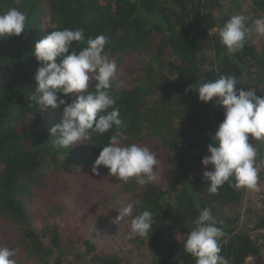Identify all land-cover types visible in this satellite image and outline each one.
<instances>
[{"label":"trees","instance_id":"16d2710c","mask_svg":"<svg viewBox=\"0 0 264 264\" xmlns=\"http://www.w3.org/2000/svg\"><path fill=\"white\" fill-rule=\"evenodd\" d=\"M230 1L0 0V13L16 8L28 14L19 37L0 40V222L18 231L23 264H123L120 257L98 250L70 229L63 230L56 219L40 230L34 227L37 211L33 206L47 196L51 176L67 174L77 180L76 174L92 173L102 147L118 131L114 127L104 135L94 133L68 149L53 147L50 129L61 122L64 106L40 111L33 96L41 64L32 53L37 41L65 28L85 32V42H73L69 54L85 47L89 36L106 34L109 59L119 67L130 56H143L138 62L143 74L126 86L117 75L111 95L126 126L120 130L122 145L152 139L171 156L166 170H158L159 182L136 186L134 201L139 200L141 206L134 215L150 210L156 221L152 235L142 238L151 244L152 264H195V258L183 251L184 240L177 237L194 227L199 210L205 207L226 233L222 254L230 264H247L260 255L251 233L264 232V210L249 214L251 224L241 227L239 211L245 190L225 184L219 194H209L210 182L203 177L212 168H206L202 159L210 155L208 145L225 110L214 102H201L194 86L200 80L234 75L241 82L238 89L252 88L264 97V44L248 34L244 49L229 54L220 43L217 12ZM253 7V13H264V0H253ZM212 29L217 31L212 33ZM94 86L93 81L88 91ZM190 87L193 90L186 92ZM152 96L156 100L149 105L147 99ZM76 98L74 93L60 96L68 103ZM249 142L257 145L258 158L264 159L262 142L251 137ZM98 171L100 175L92 174L102 180L114 177L104 166ZM260 180L264 183V170ZM52 205L47 204L56 214L63 213L62 205Z\"/></svg>","mask_w":264,"mask_h":264},{"label":"clouds","instance_id":"9594fccd","mask_svg":"<svg viewBox=\"0 0 264 264\" xmlns=\"http://www.w3.org/2000/svg\"><path fill=\"white\" fill-rule=\"evenodd\" d=\"M27 17V12L16 8L0 13V40L19 37L26 29ZM247 20L248 17L237 14L218 29L220 43L229 54L244 49L250 32ZM255 24L256 31L264 36V18ZM73 42H85L84 29L53 30L35 43L32 53L41 64L35 76L37 88L33 96L40 111L45 113L64 106L61 122L50 129L53 147L57 150L72 148L89 140L94 133L104 135L115 127L118 131L102 147L92 173L100 175L98 169L104 166L119 183L134 179L137 185L146 187L159 182L157 153L147 146L121 143L120 130L126 126L120 118V108L115 106L116 98L111 95L119 66L109 59L106 51L110 37L106 34L89 36L85 47L79 51L75 48L69 54ZM93 81L94 90L88 91ZM240 84L234 75H221L213 81L200 80L194 86L201 102H214L225 110V118L208 145L210 155L202 159L206 168H212L203 173L205 181L210 182L209 194H219L225 184L237 191H261L260 172L264 170V159L258 158L259 149L249 138L264 140V97H258L252 88L249 91L238 89ZM192 90L190 87L186 92ZM73 93L78 95L72 103L60 99L61 94L68 97ZM140 206V201L136 200L117 210L115 223H127L126 218H131L129 240L147 238L153 233L156 221L150 210L133 215ZM193 223L194 227L186 235L177 237L184 240L183 251L195 258V264H230V259L222 254L221 240L226 233L218 226L221 222L212 210L207 207L199 210ZM17 255L18 249L0 247V264H17Z\"/></svg>","mask_w":264,"mask_h":264},{"label":"rangeland","instance_id":"374dc122","mask_svg":"<svg viewBox=\"0 0 264 264\" xmlns=\"http://www.w3.org/2000/svg\"><path fill=\"white\" fill-rule=\"evenodd\" d=\"M253 9V0H232L224 4L217 12V17L221 26L234 15L241 14L248 17L246 23L250 28L249 35L256 43L264 44V36L256 31L255 24V21L264 18V13H253ZM142 57L140 53L130 56L118 68L117 75L122 78L125 86L143 74L138 64ZM155 100L156 97L152 96L147 102L152 105ZM261 142L264 145V140ZM137 144L155 151L160 160L158 170H166L171 156L161 150L159 143L152 139H143ZM76 179L71 180L67 174L51 176L47 196L44 195L34 203L33 209L37 211L34 227L40 230L56 219L63 230L70 229L78 237L90 240L98 250L120 257L123 264H152L154 254L151 244L140 237L127 239L131 218H126L127 223L114 222L118 216L117 210L129 202H134L137 192L135 180L119 183L116 177L102 180L86 172L76 174ZM260 186L261 191L258 193L245 190L239 211L241 227L251 224L249 214L264 210V183L261 180ZM50 203H53L51 208L56 204L62 205L63 213L60 215L52 211L47 206ZM18 235V231L13 227L0 222V247L18 249L17 264H23L20 258ZM251 235L261 251L258 257L249 259L247 264H264V232H252Z\"/></svg>","mask_w":264,"mask_h":264}]
</instances>
